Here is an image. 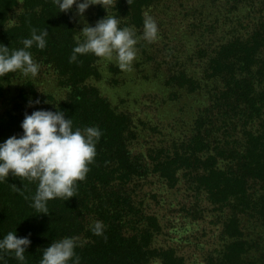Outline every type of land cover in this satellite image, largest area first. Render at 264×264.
Listing matches in <instances>:
<instances>
[{
	"label": "trees",
	"instance_id": "1",
	"mask_svg": "<svg viewBox=\"0 0 264 264\" xmlns=\"http://www.w3.org/2000/svg\"><path fill=\"white\" fill-rule=\"evenodd\" d=\"M223 1L238 6L245 32L226 37L204 15L155 20L157 38L142 47L161 53L152 57L161 67L140 73L159 84L162 98L134 106L112 97L122 87L118 63L92 53L70 62L84 40L75 5L65 13L53 0H0V45L16 50L33 28L49 33L43 50L28 49L40 66L35 77H0V144L20 138L25 113L37 110L63 111L73 130L102 133L75 196L49 200L48 214L32 207L38 181L11 174L0 181V240L15 232L31 241L24 261L0 251V264H39L43 250L65 237L77 238L80 264H196L200 242L188 232L212 224L221 245L203 264H264V0ZM159 2L113 0L107 15L140 37ZM96 221L102 235L92 230Z\"/></svg>",
	"mask_w": 264,
	"mask_h": 264
},
{
	"label": "clouds",
	"instance_id": "2",
	"mask_svg": "<svg viewBox=\"0 0 264 264\" xmlns=\"http://www.w3.org/2000/svg\"><path fill=\"white\" fill-rule=\"evenodd\" d=\"M53 3L65 13L75 5L81 18L90 5H101L106 11L114 6L113 0H82L79 3L78 0H53ZM127 3L130 5L131 0ZM119 24L120 21L110 15L98 20L94 27L85 21L80 31L84 40H77L70 62L77 60V54L92 53L99 58L115 59L122 70L130 68L137 58L135 46L139 39L153 42L157 38L158 27L151 16L145 15L143 35L138 38L134 27L120 28ZM48 34L46 29L37 34V29L33 28L31 38L22 40L23 48L10 51L9 47L0 45V77L17 72L25 77H35L40 66L28 49L35 44L43 50ZM32 103L29 101V106ZM34 103L39 104V99ZM21 127L23 135L20 138L12 136L0 144V181L6 180L10 174L29 182L38 181L32 207L48 214L49 200L62 198L67 201L75 196L77 182L85 180L89 165L94 162L97 154L95 145L102 133L98 127L73 130L72 119H66L60 110L25 113ZM92 230L94 234L102 235V222L96 221ZM30 243L27 237L18 238L15 232H8L0 240V251L14 252L18 260L24 261V253ZM76 247V237L54 241L43 250L39 264H68L74 257V264H80V258L74 251Z\"/></svg>",
	"mask_w": 264,
	"mask_h": 264
},
{
	"label": "rangeland",
	"instance_id": "3",
	"mask_svg": "<svg viewBox=\"0 0 264 264\" xmlns=\"http://www.w3.org/2000/svg\"><path fill=\"white\" fill-rule=\"evenodd\" d=\"M80 2H82V0ZM160 2L157 7L151 8L150 9L151 12L148 14V16H151L154 19V21L158 19V20H162L163 22H166L168 21L167 19L170 15H174V17H177V19L181 18V15L183 17L187 15L191 17L193 15L209 16L211 19H214V21H217L218 22L217 24H219L224 28V32L226 33L230 32L228 35H226V37L232 35L235 31L238 34H241L245 32L249 27L247 20L243 21L242 24L237 25L236 20L238 16H240L238 6H236L235 4L225 5L223 0H160ZM107 13H109V11H106V9L101 5H90L88 9L85 11L83 18L77 15V9H76L74 14L75 16L74 22L81 31L84 27L85 21L89 26L94 27L98 20L106 17ZM17 16L18 13L16 12L14 15V20L15 18H17ZM232 24L233 27L230 28V25ZM215 27L219 28L216 25ZM181 35H183V33ZM143 41L146 40H143L142 38L139 39V42L135 46L137 48V58L132 63L130 68L124 69L122 74L117 75L118 80L121 81L122 87L120 89L113 91L112 93V97L115 100L134 103V106H142V103L146 105L145 103H148L149 100H157V99L159 100L162 98V95H157V96L155 95L156 93H160L159 90L160 87H158L159 84L154 83L155 81L154 79L152 80L144 79L143 74L140 73L141 70H147V68L152 70L157 66H159L158 64L160 59L159 58L152 59V57H155L161 53H159L158 50L153 52L152 48H147V52H149L147 53L145 50H143L142 47ZM103 60L106 63H112V62L114 64L117 63L115 59L108 60L103 58ZM170 216L175 219V223H177L178 221L182 222L183 220L182 216L177 213H173ZM185 228L196 229L198 227L187 226ZM177 230L179 231V228L172 229L171 233H174L172 235H176ZM183 231H185V229L182 230L181 232ZM195 231L196 230H190L188 232V233L191 232L190 239L188 240L190 242L192 241V243L200 242L198 248H200L201 251L195 250L196 256H194V260H196L195 261L196 264H203L205 262V258L208 257L205 256L206 251L208 249L209 250L214 249L215 247H217L218 244L221 245V242H219L217 239V235H219V230L217 229V226L212 224V226L207 227L205 231L198 230L199 231L198 233ZM213 233H215V237ZM196 237L198 239L195 240ZM164 241L165 238L160 237L158 239V244L165 245ZM190 251L193 250L191 249ZM207 255H212V254H207ZM196 257H198V259H196ZM202 257L204 258L202 259Z\"/></svg>",
	"mask_w": 264,
	"mask_h": 264
}]
</instances>
